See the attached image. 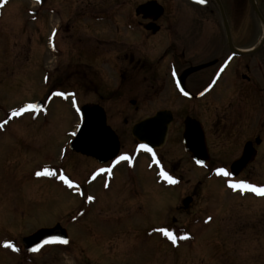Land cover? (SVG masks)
I'll return each mask as SVG.
<instances>
[{"label":"rangeland","instance_id":"1","mask_svg":"<svg viewBox=\"0 0 264 264\" xmlns=\"http://www.w3.org/2000/svg\"><path fill=\"white\" fill-rule=\"evenodd\" d=\"M38 4L10 0L0 8V216L6 223L0 224V236L14 234L20 242L40 226L58 223L66 229L68 246L48 247L26 264H264V195L204 180L207 171L187 162L177 121L155 159L153 153L133 148L134 123L157 108L177 110L179 104L170 102V90L162 81L158 89L151 88L148 75L122 77L108 64H97L94 80L90 75L85 80L71 75L66 64L72 55L68 1ZM256 4L264 12V0ZM242 13L237 17L238 45L249 42L245 31L251 32V43L263 32L251 8ZM56 25L55 40L50 30ZM252 59L237 58L236 64ZM232 70L222 77L220 89L228 85ZM61 92L65 95H58ZM129 99L136 100L137 111ZM37 100L43 101V111L11 116V110ZM94 101L106 109L121 155L128 157L127 162L116 160L101 168L103 172L86 155L68 149L79 126L80 106ZM209 119L205 116L212 163L220 157L231 160L236 154L233 146L227 138H215ZM246 125L241 122L240 136L246 135ZM159 156L182 175L181 185L156 183L150 164ZM45 169L53 175L45 174ZM247 171L256 178L255 186L264 181V154ZM61 174L73 182L72 187L60 179ZM187 195L193 203L184 213L176 207ZM164 227L182 228L172 232L175 243L159 231Z\"/></svg>","mask_w":264,"mask_h":264},{"label":"flooded vegetation","instance_id":"2","mask_svg":"<svg viewBox=\"0 0 264 264\" xmlns=\"http://www.w3.org/2000/svg\"><path fill=\"white\" fill-rule=\"evenodd\" d=\"M9 1L5 0L3 4H0V8L6 6ZM28 1L40 3L38 5L42 3V0ZM65 1H68V10H72V25L66 26L68 38L72 41V55L66 63L69 65L68 70L71 75L79 74L83 80L90 75V80H94L98 75L97 64H108L111 72L121 74L122 77L126 74L148 75V80L152 81L151 88L158 89L162 81V86L170 90V102L179 106L177 110L176 107L157 108L144 118L160 110L170 112L171 122L165 142L177 121L178 137L183 153L187 156V162L197 170L207 171V174L202 177L204 180L211 178L226 186H229L230 182L240 181L254 185L256 178L249 174L247 169L258 155L264 154V40L256 50L253 49L263 38L264 27L253 11L252 0H205L204 3H200L199 0ZM254 2L256 4V0ZM256 7L264 19V12L260 11L257 4ZM247 8H251L263 32L256 41L251 43V32L245 31L244 37L250 40L247 44L238 45L239 24L237 23L240 21L237 17ZM58 26L50 30L55 40L59 35ZM93 42L96 44L94 45ZM233 50H238L242 54H237ZM248 56L253 58L249 64H236L237 58ZM229 69H233L229 83L222 90L219 87L220 81ZM184 72L188 73L182 79ZM129 92L134 93L132 90ZM88 103L100 105L105 112L107 122L108 113L100 101ZM128 103L137 111L135 99H129ZM10 112L13 116L12 110ZM205 116L211 119H209L212 124L211 129L217 140L222 137L229 139V143L236 152L231 160L220 157L217 162L212 163L208 145L210 133ZM127 121L128 119L125 118L124 122ZM241 122L248 124L244 127V134H246L244 137L240 136ZM186 123L191 124L193 133L196 134L200 130L203 132L208 156L205 162L197 163L184 147L183 133ZM115 134L117 135L116 132ZM130 135L132 136L131 128ZM117 138L120 144L118 135ZM132 138L134 141L132 147L136 146L143 154L147 155L160 150L155 148L149 152L147 149L140 148L141 143L133 136ZM245 146L248 148V157L239 163ZM121 147L120 144L114 158L104 162H100L93 156H86V158L96 162L95 168H106L121 156ZM127 160L116 163L127 162ZM158 160L159 163L154 160L150 164V170L154 167L156 183L165 187L181 185L184 180L181 178L182 175L177 173L176 168L169 169L162 156H159ZM233 164L235 167L232 171ZM217 168H224L229 174L227 176L218 174L215 171ZM162 169L176 182L170 183L162 176ZM108 171L107 169L104 174ZM257 183L256 186L264 187V181L260 180ZM185 198H189L186 204L183 203ZM192 203V196L187 195L176 209L185 213ZM2 221L4 219L0 216V224L6 225ZM40 228L43 227H37L34 231L20 237V242L14 234L3 233L0 236V259H2L0 264H4V260L7 264H26L29 261L33 262L35 257L48 247L57 248L70 244L69 238L66 244H45L36 251L25 250L22 239ZM164 228L176 234L175 230L181 227ZM6 242H10L15 250L7 246Z\"/></svg>","mask_w":264,"mask_h":264},{"label":"water","instance_id":"3","mask_svg":"<svg viewBox=\"0 0 264 264\" xmlns=\"http://www.w3.org/2000/svg\"><path fill=\"white\" fill-rule=\"evenodd\" d=\"M253 11L258 16L261 24L264 27V19L262 18L259 10L256 7L254 0H252ZM264 40L263 38L256 44V50ZM237 54H242L238 50H233ZM188 72H184L181 76L183 79ZM38 108L26 109L39 110L42 103L36 102ZM25 104L21 108H25ZM24 112V111H23ZM79 116L81 118L79 127L76 134L73 136L68 147L70 150L84 154L86 156H93L100 162L107 161L116 156L119 150V141L114 130L107 125L106 115L101 106L93 103H85L79 109ZM171 122L170 112L167 110H160L150 117H146L131 128L132 136L140 143L148 145L151 149L159 148L163 145L168 127ZM183 144L186 151L196 160L205 162L208 159L203 132L200 130L198 133H193L191 124L186 123L183 133ZM248 157V148L245 146L239 163H242ZM235 164L231 166L233 171ZM189 198H185L183 203H188ZM63 237V238H62ZM54 238H60V241H67V235L63 228L59 224L52 228H44L36 231L30 236L23 238V244L26 249L30 250L33 247L42 245L46 241H54Z\"/></svg>","mask_w":264,"mask_h":264},{"label":"snow or ice","instance_id":"4","mask_svg":"<svg viewBox=\"0 0 264 264\" xmlns=\"http://www.w3.org/2000/svg\"><path fill=\"white\" fill-rule=\"evenodd\" d=\"M0 2H2V0H0ZM200 3H204L205 0H199ZM229 59H231V57H229ZM187 95V93H185ZM58 95H65V93H58ZM39 106L38 105H35V104H28L25 106V108H21V109H17V110H13L12 112V115L13 116H18L20 115L23 111H25L26 109H35V108H38ZM6 123V122H5ZM76 133H72V135H75ZM140 148H143V149H147L149 152H152V149L150 147H148V145L146 144H141L139 146ZM153 158L155 159V153L153 152ZM128 157L126 155H121L119 157H117V161L119 160H127ZM116 161H114L115 163ZM156 163H159V160H156ZM197 163H202L201 161H197ZM100 171H105V169H101ZM218 174H224L225 176H227L229 173L224 169V168H217L215 170ZM45 174L47 175H53L52 172L48 171L47 169H45ZM36 175H41V172H37ZM161 175L164 176L170 183H175L176 181L168 175L167 172L163 171V169L161 170ZM60 179L63 180L66 184H68L69 187H72L73 186V182L71 180H69L65 175L61 174L60 175ZM107 186V185H106ZM229 186L231 188H240V189H249L253 192H256L258 194H261V195H264V187H258V186H255V185H252L250 183H247L245 181H240V182H230L229 183ZM89 200H92L93 197L89 196L88 197ZM211 219V218H209ZM160 232H162L165 236H167L169 239L172 240L173 243L176 242V239L174 237V234L172 232H170L168 229H165V228H161L159 229ZM187 236H182L181 239H186ZM54 239H59V238H54ZM63 243H67V241H62ZM6 245L9 246V247H13V249L15 250L14 246L11 245L10 242H6ZM36 249H33V251H35Z\"/></svg>","mask_w":264,"mask_h":264}]
</instances>
